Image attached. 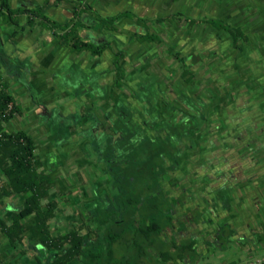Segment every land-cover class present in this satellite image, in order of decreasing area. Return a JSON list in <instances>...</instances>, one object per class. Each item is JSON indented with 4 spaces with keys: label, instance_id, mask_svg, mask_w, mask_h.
Returning a JSON list of instances; mask_svg holds the SVG:
<instances>
[{
    "label": "trees",
    "instance_id": "1",
    "mask_svg": "<svg viewBox=\"0 0 264 264\" xmlns=\"http://www.w3.org/2000/svg\"><path fill=\"white\" fill-rule=\"evenodd\" d=\"M52 4L49 0L41 6L12 8L8 0H0V19L19 27V18L24 16L26 23L21 26L23 30L33 29L39 22L40 31L52 32L53 37L73 53L87 51L95 58L101 57L105 52L113 54L114 85L121 87L120 81L131 82L133 91L140 99L131 103L123 100L116 109H113L114 113H109V117L115 129L120 132L122 141L124 139L129 141L133 134L137 133L136 137L140 142L135 147H139V150L136 148L134 150L136 152L133 151L131 163L140 162L141 148L150 149L148 145L157 144L155 150L145 152L150 154V159L145 163L147 167L142 169L144 163L139 166L143 175L147 170L153 177L154 184L149 190L150 195L142 196L133 193L130 186L122 181V176L113 173L111 194L114 202L107 198L102 200L104 207L94 205L87 220L82 221L75 229L59 233L56 237L52 236L50 225L54 219H59L56 216L58 205L55 201L47 204H43L42 201L53 185L50 173L58 165L52 161L47 170L43 171L44 165L37 155V145L33 138L24 132L10 134L6 132L5 126L16 117L22 116L23 108L10 95L9 84L4 82L0 75V168L7 178L5 195L26 196L23 205L13 208V214L8 221L0 218L1 231L10 244L23 246L27 228L24 220L33 217L36 224L31 229V233L37 241L22 249V253L30 251L34 264H103L105 257L101 242L103 230H105L108 264H197L210 246L224 251L226 244L235 239L255 245L261 237L255 232L264 230V163H262L264 148L262 147L261 155L259 152L251 151L252 160L247 166V171L242 170L239 173L235 170L231 171L230 161L221 159L219 156H222V153H220L216 165L203 166L198 170L197 182H190V177L184 170L185 178L182 180L178 194H174L173 197L164 192L157 194L161 176L156 172L158 161L171 163L179 159L181 150L186 146L181 138L189 130V126L185 124H174V119L170 120L171 125L159 118L163 116L164 111L168 112L167 106L179 104L186 111L189 110L185 105L191 107L203 121H206L207 114L204 116V113L210 107V101L199 98L191 92L187 95L176 93L169 95L171 103L166 102L161 110L159 91L154 77L147 76L143 69L128 71L127 65L132 63V56L125 52L123 45L113 46L110 41L99 39L101 31L114 32L120 29L124 21L137 19L130 30L140 29V34H133L132 41L161 43L160 37L151 32L147 22L137 13L125 11L104 17L92 6L80 3L73 8L71 19L57 22L49 16ZM183 17L182 12H178L157 19L156 22L175 23L185 20L192 26L210 24L216 30L227 33L235 48L240 42L248 41L241 29L232 27L223 18L196 20ZM180 48L182 52L179 53V62L190 70L188 73L192 74L218 54L213 47L182 45ZM33 63L32 51L18 48L16 45L11 49L4 44L0 45L2 70L11 79L25 84L31 94H34L30 79ZM86 93L91 94L89 87L84 88L83 94ZM41 107L49 111V114L44 116V120L49 122L47 125L57 135V146L71 142L70 136L80 120L90 119L92 127L99 124L92 112L89 115L78 112L59 119L58 116L52 115L51 108H46L44 105ZM113 117L120 120L114 122ZM156 127L174 129L171 131L178 137L177 139H180L179 149L168 147L162 134L157 135L152 131ZM150 132H152L151 136ZM227 140L235 142V139L230 138V134ZM95 153L99 160H106L109 168L114 169L109 158L111 154L106 156L104 152ZM114 184L120 185L118 192L113 190ZM194 201L197 204L196 208L193 205ZM182 210H186V214ZM175 212L180 214L177 215ZM189 214H191V222L184 220ZM73 220L76 218L73 217ZM89 223L92 224V229ZM190 223L199 224L200 230L196 229L193 233L188 231ZM204 232L212 237L213 242L204 238L202 234ZM0 264L13 263L0 259Z\"/></svg>",
    "mask_w": 264,
    "mask_h": 264
},
{
    "label": "crops",
    "instance_id": "2",
    "mask_svg": "<svg viewBox=\"0 0 264 264\" xmlns=\"http://www.w3.org/2000/svg\"><path fill=\"white\" fill-rule=\"evenodd\" d=\"M46 1L49 0H23L12 4V0H8L12 8L19 6H41ZM50 1L53 3V6L49 10V16L57 22H64L71 19L73 17V8L80 3H82V5L91 6V4L86 3L85 0ZM55 2L59 3L55 4ZM59 9L63 12L60 15L56 12ZM138 16L147 22V20H145L146 15L138 13ZM130 21L136 22L137 19ZM19 23L20 26L16 27L14 24L0 19V45L3 46L4 44L10 49L13 45H16L18 48L32 51L34 63L30 69V79L34 94L29 92L25 84L11 79V77L2 70L0 65V75L3 77L4 82L9 84L8 91L10 95L23 108V115L16 117L13 121L8 123L5 126V130L9 134L24 132L33 138L37 145V155L44 165L43 171L47 170L49 163L52 161L58 165V167L50 173L53 185L49 190V194L42 201L43 204L55 201L58 205L56 216L59 219H54L50 225L51 234L56 237L59 233L75 229L82 221H86L94 205L104 207L102 200L107 198L114 202L111 194V175L113 173L122 176V181H125L130 186V189L135 184L142 183L140 189L137 190L136 193L142 194V196L150 195L149 190L152 184H154L153 177L149 175L147 170L145 175H143L139 166L143 163H147L150 159V154L145 152L155 150L157 144L151 143V145H148L150 149L148 147L141 148L142 159L140 162L131 163V156L136 152L134 150H136V148L139 150V147H135L136 144L140 142L136 137L137 133H134V136H132L129 141L125 139L122 141L119 136L120 132L115 129L110 120L109 113H114L113 109H116L123 100L128 101V103L137 102V99L139 100L140 97L137 93H133V88L126 85V82L120 81L122 84L121 87H116L114 85V68L109 71L108 78L105 79L106 71L101 64L106 60H110V63L113 65L114 56L112 53L105 52L98 58L93 57L90 52L87 51L73 53L66 46L60 44L57 39L53 37L52 32L40 31L39 22H37V25L33 29L25 30L21 28V26L26 23V18L24 16L19 18ZM138 33L140 34V32L136 31L135 34ZM100 37L101 36H99V38ZM193 46L196 45H192V47ZM199 47L202 48V46ZM125 52L128 53L126 50ZM128 54L132 56L133 63L134 55L138 53L129 52ZM101 69H103V71ZM132 69L137 70L136 67ZM143 70L145 74L149 76L148 73L150 72L148 68H143ZM196 70L198 71L200 68ZM85 72H91V77L93 79L86 80ZM191 75L192 73H190L189 76ZM85 87L90 88L91 94H83ZM189 89L186 93L189 92ZM128 91H130L131 94H129ZM147 95L149 96L148 93L146 96ZM160 96L161 94L159 92V100L162 98H160ZM41 105H44L46 108H51L53 110L52 115L58 116L59 119L78 114V112L84 115H89V113L92 112L99 121V124L96 127H92L89 118V120H80L75 131L70 136L71 142H65L57 146V135L53 132V129L47 125L49 122L44 120V116L49 114V111L43 110ZM113 118L115 119V117ZM119 120L120 119H115L114 122H118ZM91 128L92 132H90ZM119 130L122 131L123 128ZM258 132L260 133L259 130ZM151 133L152 132L149 133L150 136ZM227 133L228 135L230 134L232 140L236 139L238 136V132L234 127L227 130ZM246 133L248 136L252 134L250 130H247ZM94 134H97L98 138L95 137ZM257 136H259V134H257ZM147 137L149 138V136ZM232 143L231 145L228 144L227 151L230 150L232 156H235L239 154L238 148H236L234 142ZM248 145L252 146L251 144L244 145L246 147L244 148V152L246 151V153L249 149ZM97 151L104 152L106 156L111 154L109 158L111 159L110 161L114 169L109 168V165L105 162L106 160H99L97 158L95 153ZM239 155L241 156L240 158H244L242 154ZM217 163L218 161H215L212 165H216ZM230 163L232 167H229V169L231 168V171L235 170L237 173L242 170L247 171V166L250 164L247 162V164L239 166L237 162L230 161ZM188 164V160L186 159L171 163L158 161L156 172L160 173L161 176L159 177L157 194L164 192L171 197L174 196L173 194L171 195L173 190L172 184L175 185L176 189L174 190L178 188L176 184H174V180L169 181L168 173L170 172H167V170L171 171L173 168L177 167V175L183 177L184 170ZM145 167H147V164L142 166V169ZM6 181L7 178L0 168V218L8 221L13 214V208L23 205L26 196H19L17 194L6 196ZM162 181L168 184L170 183V186L162 189ZM114 185L113 190L116 192L120 185ZM154 194L155 193H152V195ZM73 217H75L76 220H73ZM24 222L27 224V228L25 229L23 246L20 244L12 246L0 228V259L13 264H34L32 253L29 251V253L24 254L22 253V249L27 248L30 244L37 241L33 238L31 233V229L35 227L36 221L31 217L25 219ZM66 224H68V226H66ZM89 225L92 229V224L89 223Z\"/></svg>",
    "mask_w": 264,
    "mask_h": 264
},
{
    "label": "rangeland",
    "instance_id": "3",
    "mask_svg": "<svg viewBox=\"0 0 264 264\" xmlns=\"http://www.w3.org/2000/svg\"><path fill=\"white\" fill-rule=\"evenodd\" d=\"M18 1L23 0H12V4ZM85 2L91 4L104 17L125 11L146 15L145 20L148 26L153 33L160 36L161 43L132 41L131 36L137 30L140 32V29L131 31L130 27L134 26L135 22L130 20L124 21L117 31H101L99 39L110 41L113 45L122 44L128 53H138L134 55L133 63L127 65V70L130 71L135 67L137 70L148 68L150 72L148 74L154 77L161 94L160 98L162 97L159 100L161 110L168 102V96L176 93L187 95L191 92L199 98L209 100L207 120L213 109H218L220 116H223L224 110L227 114L233 112L234 107L241 100L244 103L248 102L255 108L252 114H256V119L252 120L251 125H257L259 121L260 133H256V128L251 127L252 129L249 130L252 134L248 136L246 133L244 142L250 143L256 153L262 154V147L264 148V0H85ZM56 12L58 15L63 13L60 9ZM178 12H182L183 18L196 20L223 18L232 27L241 29L248 41L240 42L235 48L227 33L216 30L210 24L192 26L185 20L175 21V23L156 22L157 19ZM184 44L185 47H192V45L213 47L218 54L189 76L188 68L179 62V53L182 52L180 46ZM101 66L106 71V79L109 71L114 67L110 60L104 61ZM85 79H93L91 72H85ZM126 85L132 87L131 82H126ZM188 89L189 92L186 93ZM128 92L131 94L130 91ZM230 107L232 108L228 109ZM261 117L262 120H260ZM206 121L199 122L200 132L193 135L196 140L202 132L206 131ZM194 126L195 124L192 127ZM162 133L164 137L165 130ZM204 141L205 139L201 138L200 143L204 144ZM167 146L174 147L171 143ZM257 146L260 147L259 150L255 149ZM202 161H204L203 157ZM141 185L142 183L135 184L131 188L132 192L136 193ZM255 233L261 236L255 245L235 239L226 244L224 251L210 246L197 264H247L264 261V238H262L264 230H257ZM202 234L206 240L213 242L208 233Z\"/></svg>",
    "mask_w": 264,
    "mask_h": 264
},
{
    "label": "flooded vegetation",
    "instance_id": "4",
    "mask_svg": "<svg viewBox=\"0 0 264 264\" xmlns=\"http://www.w3.org/2000/svg\"><path fill=\"white\" fill-rule=\"evenodd\" d=\"M168 102L171 103V100L169 99ZM185 107L189 111H186V109L184 107H181L179 104L172 106V107L167 106L168 112L167 113H165V111L163 112L162 121H164L166 124L172 125L170 120L174 119V124H177V125L185 124L186 126H189V130H193V131L187 130V132L183 134L181 140L184 144H186V146L184 147L183 150H181L182 151L181 157L175 160V162L182 160V159L188 160L189 164L185 168V171H187L188 176L191 178V180L189 179L190 182H193V183L197 182L196 179L197 177L199 178V176L197 175L198 170L203 166L211 165L213 164V162L218 161L217 158L220 155V153H222L221 159L225 158V160L237 162L239 166L247 164V162L248 163L251 162L252 159H250V153L251 154L253 153L250 150H253L252 149L253 146H250L249 149L247 150L246 155H244V153L246 152V151L244 152V148H246L244 146L245 145V142H244L245 135H246L247 130L252 129L251 127L256 128V133H259L258 132L259 121L257 125H254V126L251 125L252 120L256 119L255 118L256 114L254 115L252 114L255 111V108L254 106H252V104H249L248 102L244 103L243 100H241L240 102L236 104V106L234 107L235 110L233 112L227 114L226 110H224L223 116H220L218 109H213V111L208 116V120L206 121V126H207L206 131L200 134L198 140H196L193 135L194 133L200 132L199 122H201L202 119L191 107H187V105H185ZM231 108L232 107L228 109H231ZM207 111L208 110H206V112L204 113V116H206ZM262 119L263 118L261 117L260 120ZM194 124H195V128H192V125ZM233 127L238 132V136L234 140L235 141L234 145L236 146V148H238V153L242 154L245 159L240 158L241 156L239 154L235 155L237 157L236 159L235 156H232L230 150L227 151L228 144L229 145L233 144L232 143L233 141L230 142V140H227L229 136L227 133V130ZM164 130H165L164 139L167 142V144L169 145V143H171L174 147H177L179 149L180 139H177L178 137L172 133L171 130H174V129L169 128V127L168 128L167 127L166 128L156 127L152 131L157 135L158 134L163 135L162 132ZM90 131L92 130L90 129ZM166 132H167V135H166ZM94 135L95 137L98 138L97 134H94ZM201 138L205 139L204 144L200 143ZM202 157L204 158V161H202ZM262 163H264V161ZM167 172H170L168 173L169 175L167 174L169 181L174 180V184H176V187L178 188L177 190H174L176 188H175V185L172 184L173 190L171 192V195L178 194V191L180 190L181 185H182V180L185 177L177 175L178 174L177 167L173 168L171 171L168 170ZM169 184L165 181H162L161 188L162 189L168 188L170 186ZM193 205H194V208H196L197 204L195 201ZM182 211L183 213L186 212V210L185 211L182 210ZM175 214L178 215L180 214V212L179 213L175 212ZM184 220H188L189 222H191V214L186 216ZM196 229L200 230V225L190 223V227L188 228V231H191L193 233V232H196Z\"/></svg>",
    "mask_w": 264,
    "mask_h": 264
},
{
    "label": "water",
    "instance_id": "5",
    "mask_svg": "<svg viewBox=\"0 0 264 264\" xmlns=\"http://www.w3.org/2000/svg\"><path fill=\"white\" fill-rule=\"evenodd\" d=\"M101 242H102V245H103V248H104V263L103 264H108V252H107V247L105 245V230H103L101 232Z\"/></svg>",
    "mask_w": 264,
    "mask_h": 264
},
{
    "label": "built area",
    "instance_id": "6",
    "mask_svg": "<svg viewBox=\"0 0 264 264\" xmlns=\"http://www.w3.org/2000/svg\"><path fill=\"white\" fill-rule=\"evenodd\" d=\"M247 264H264V261H259V262H255V263H247Z\"/></svg>",
    "mask_w": 264,
    "mask_h": 264
}]
</instances>
